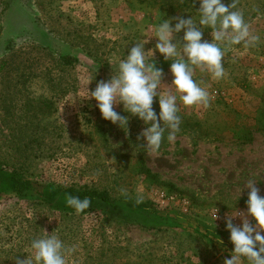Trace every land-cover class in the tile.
I'll use <instances>...</instances> for the list:
<instances>
[{"label": "rangeland", "instance_id": "rangeland-1", "mask_svg": "<svg viewBox=\"0 0 264 264\" xmlns=\"http://www.w3.org/2000/svg\"><path fill=\"white\" fill-rule=\"evenodd\" d=\"M234 2L260 41L222 43V79L195 69L209 107L180 104L175 140L165 133L150 152L142 147V120L115 106L129 117L121 129L85 97L145 39V51H154L149 61L170 84L171 61L155 50V29L163 20L174 26L173 18L198 22L200 0H0V264L31 256L32 240L48 234L75 247L67 264L231 258L226 221L246 215L247 181L264 196V0ZM202 31L210 42L211 30ZM182 37L183 31L174 42ZM63 55L78 61L65 65ZM153 109L159 114L158 97ZM72 188L104 194L109 205L80 215L66 203ZM162 194L169 200L162 202ZM183 199L191 204L187 212ZM172 211L179 226L165 223Z\"/></svg>", "mask_w": 264, "mask_h": 264}, {"label": "clouds", "instance_id": "clouds-1", "mask_svg": "<svg viewBox=\"0 0 264 264\" xmlns=\"http://www.w3.org/2000/svg\"><path fill=\"white\" fill-rule=\"evenodd\" d=\"M198 22L190 18H173L177 22L173 26L171 20H163L155 29V50L166 61H171L170 84L162 83L163 70L156 66L153 50L145 51L148 39L131 47L125 59L118 63L115 74L107 81H99L92 91H88L86 99H94L102 118L118 124L121 129H127L128 116H123L115 110V106L123 105V110L131 116L143 121L147 127L140 133L144 144L142 147L150 152L159 150L165 133L167 140L174 141L180 131V104L185 107L210 105L209 92L194 79L195 69L207 70L213 79L219 80L225 76L223 58L225 49L221 44L255 47L261 37L252 34L245 21L242 11L236 9L233 0L225 4L222 0H200ZM202 28L211 30V41L203 40ZM183 31L181 41L174 42L175 35ZM167 86V91L161 90V85ZM158 97L159 114L153 109L154 98ZM138 137V139L140 138ZM245 187L248 193L247 213H237L242 223L235 225L232 219L226 221V229L230 232V242L234 245L231 258L223 264H264V196L254 186L253 180H248ZM142 198L136 201L142 203ZM67 206L77 213L91 206L88 197L67 195ZM252 217L255 224L249 222ZM217 217L215 216V219ZM32 255L17 264H67V258L73 254L75 247L66 248L58 235L48 234L37 237L31 242Z\"/></svg>", "mask_w": 264, "mask_h": 264}, {"label": "trees", "instance_id": "trees-1", "mask_svg": "<svg viewBox=\"0 0 264 264\" xmlns=\"http://www.w3.org/2000/svg\"><path fill=\"white\" fill-rule=\"evenodd\" d=\"M61 61L65 64V65H72L73 63L77 62L78 60L70 55H63L61 58ZM148 175L150 174L149 171L146 172ZM22 183V182H21ZM25 184V183H24ZM72 195V196H78L81 199L88 197L91 200V206L84 210L83 212H79L80 215H86L88 213H90L92 210H94V208L99 204V203H103L106 205H109V199L104 195L101 194L99 192L96 191H91L88 189H75L72 188L68 191V195ZM72 211L76 212L73 208L69 207ZM170 213H174V214H169L168 216H165V223L169 226L171 225H176L179 226L178 224V219L176 217L180 216L178 214H176L175 212H170ZM182 217V216H181ZM207 231V230H206ZM206 236L209 235L211 238H213L214 236L208 232L205 233ZM207 236V237H209ZM221 239H216V242H220Z\"/></svg>", "mask_w": 264, "mask_h": 264}, {"label": "built area", "instance_id": "built-area-1", "mask_svg": "<svg viewBox=\"0 0 264 264\" xmlns=\"http://www.w3.org/2000/svg\"><path fill=\"white\" fill-rule=\"evenodd\" d=\"M161 199H162V202H166L167 200H169V198L167 199V197H166L165 194H162L161 195ZM180 204L183 206V208L185 209L186 212L188 211V209H189V207L191 205L190 202L187 199L181 200ZM238 213H243V212L242 211H239ZM232 219H233L232 221H233V223L235 225H240L242 223L241 216H239V215L234 216Z\"/></svg>", "mask_w": 264, "mask_h": 264}]
</instances>
